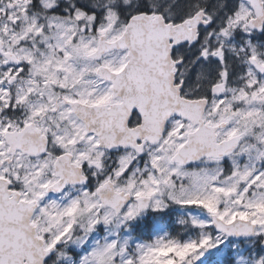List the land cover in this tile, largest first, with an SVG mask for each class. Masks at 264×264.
Segmentation results:
<instances>
[{
    "label": "snow or ice",
    "instance_id": "1",
    "mask_svg": "<svg viewBox=\"0 0 264 264\" xmlns=\"http://www.w3.org/2000/svg\"><path fill=\"white\" fill-rule=\"evenodd\" d=\"M0 264H264V0H0Z\"/></svg>",
    "mask_w": 264,
    "mask_h": 264
}]
</instances>
